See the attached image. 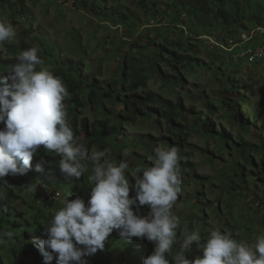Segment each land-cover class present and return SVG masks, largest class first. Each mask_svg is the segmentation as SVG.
<instances>
[{
    "label": "trees",
    "instance_id": "1",
    "mask_svg": "<svg viewBox=\"0 0 264 264\" xmlns=\"http://www.w3.org/2000/svg\"><path fill=\"white\" fill-rule=\"evenodd\" d=\"M61 1L63 4L71 1L73 9L89 13L97 9L94 14L98 24L114 34L109 44L114 47L115 54L111 51L106 57L112 56L121 61L116 66L115 77L104 82L88 77L82 72V62L63 55L48 37L41 40L38 46L26 40L25 36L29 34L27 30L20 32L15 42L4 43L3 52L10 58L0 61V71L14 64L22 51L37 47L45 66L62 78L69 91L64 101L68 120L74 135L89 153L105 150L108 153L110 150L113 154L107 157L112 159L111 156H115L118 161L121 149L131 143L125 133L126 127H134L139 120H147L159 128L160 119H163L169 136H142L138 142L146 151H152L160 142L168 147H176L180 155L181 175L186 171V175L189 173L191 177L195 170L187 163L189 153L184 152L185 146L190 148L186 141L193 135V130L203 135L205 143L200 150L211 163L222 157L216 156L210 149L211 140H220L222 142L217 143L223 145L224 149L228 148L231 157L223 160L229 165L225 164L227 171L231 168V162L236 165L246 157L258 169L253 160L259 155L260 174L264 173L263 112L258 107L251 113L245 111L249 108V96L243 92L244 85L236 76L239 67L241 73H246L248 68L255 70L251 66L254 63L258 67L264 65L263 60L249 63L245 54L251 50L248 48L250 43H255L253 49L264 43V0H135L134 6L121 0ZM0 12L10 13L12 18L16 17V13L26 18L31 15L26 0H0ZM256 29L262 33L247 41L243 39V35ZM107 39L108 35L104 36L103 42ZM202 51L207 53V60L201 56ZM208 71L213 73L215 82L220 85L214 91L219 107L204 96L205 87L196 81L191 85L194 91L191 88L186 90L187 99L204 101L206 112L203 113L195 111L193 104H184L180 89H185L187 85L186 75L198 80ZM151 79L159 81V89L165 90L168 96L148 88ZM219 109L223 110L224 114H220V117L229 123L228 127L211 120ZM87 112L94 115L90 121ZM153 117L155 120L150 121ZM247 134L251 137L245 140ZM243 146L246 148L242 149ZM41 157L47 162L45 171L50 166L54 178L35 170ZM128 159L129 156H125L124 160L128 162ZM59 160L55 153L41 147L32 160V169L26 175H8L4 178L10 184L0 187V234L11 231L13 237L11 240L6 238V243L0 245V264H44L42 255L33 244L34 240L46 238L44 225L51 221L64 198L80 196L87 203L93 163L85 162L87 172L79 181H68L56 165ZM128 163L133 170L152 166L145 155ZM224 163L220 165V170H225ZM59 185L69 189H61ZM134 195V189L130 190V196ZM18 202L21 208L17 206ZM149 212V206L144 205L139 207L137 214L148 215ZM177 216L180 220L184 218L191 222L187 227L189 233L194 231L193 212L185 214L180 211ZM180 224L178 234L184 232L183 221ZM200 234L203 244L209 232L201 231ZM154 247V242L145 238L134 237L128 241L114 230L105 249L85 259L88 264H143V259L151 254ZM199 255H202V250L193 242L186 256L194 259ZM51 264H56L55 259Z\"/></svg>",
    "mask_w": 264,
    "mask_h": 264
},
{
    "label": "clouds",
    "instance_id": "2",
    "mask_svg": "<svg viewBox=\"0 0 264 264\" xmlns=\"http://www.w3.org/2000/svg\"><path fill=\"white\" fill-rule=\"evenodd\" d=\"M16 35L12 23L0 16V61L7 59L4 43ZM38 52L37 47H30L0 71V187L8 184L4 179L8 175H26L41 147L60 157L56 165L68 181H79L87 172L85 162L94 165L87 203L80 196L64 198L44 225L46 238L33 241L44 264L54 259L56 264H88L85 257L103 251L114 230L128 241L135 237L154 242L143 264H264V234L254 244L238 241L232 232L220 228H213L203 244L198 231L178 234L180 218L173 207L182 191V179L176 147H157L151 167L131 171L126 160L116 164L107 159L106 150L89 153L69 123L64 103L69 96L67 87ZM46 163L41 157L35 170L54 178L50 166L45 171ZM132 189L134 196H130ZM144 205L149 206V214H137ZM12 237L11 231L0 234V245ZM193 242L202 255L189 259L186 253Z\"/></svg>",
    "mask_w": 264,
    "mask_h": 264
},
{
    "label": "rangeland",
    "instance_id": "3",
    "mask_svg": "<svg viewBox=\"0 0 264 264\" xmlns=\"http://www.w3.org/2000/svg\"><path fill=\"white\" fill-rule=\"evenodd\" d=\"M121 2L134 6L133 3L136 1L121 0ZM26 3L28 11L31 13L27 18L19 16L18 13H16V17L12 18L10 13L0 12V16L6 17L16 30L17 35L14 40H12L13 42L18 39L19 33L23 30L29 31L25 39L30 40L37 46L40 44L41 40L48 37L50 40L54 41V46L57 50L61 49L60 51H62L63 55L69 56L76 61H81L82 72L88 77L101 82L115 77L116 66H119L121 61L112 56L106 57V54H109L111 51L115 54V51H113L114 47L109 44L114 34L107 31L104 25L98 24L97 17L94 14V11L97 9L89 13L88 11L78 10L76 8L73 9L71 1L63 4L61 0H26ZM154 26L156 25L152 27ZM106 35H108V39L104 43L103 39ZM254 47L255 43H250L248 45L249 49H253ZM12 53H14V51H12ZM3 54L6 56L4 52ZM201 56L206 58V60L208 59V55L205 51L201 52ZM255 64L256 63L251 65L255 70H250V68H248L246 73H241L239 67V72L236 76L244 85L243 92L249 96V108L244 110L247 113H251L254 108L258 107L263 112L262 118H264V65L258 67L255 66ZM213 76L211 71L201 75L198 80H194L189 74L186 75L187 85H185V89H180L184 104H193L195 111L206 112V107L203 106L204 101L202 99L192 101L186 97V90L191 88V90L194 91L191 85L196 81L198 85L205 87L204 96L210 101L213 100L215 105L219 107L214 91L219 89L220 85L215 82ZM148 88L158 91L164 96H168L165 90L159 89V81L154 82V80L151 79L148 82ZM220 114H224L223 110L217 111L212 115L211 120L216 124L221 123L225 127H228L229 123L227 124L225 119L220 117ZM86 116H88L89 121L94 117L93 113L90 112H87ZM154 120L155 118L153 117L150 121ZM160 124L158 128L147 120H139L136 126L126 127L125 133L131 140V143L128 144L129 146L121 149V157L118 161H116L115 156L114 158L111 156L112 159H110V157L106 158L118 164L122 159L124 160L125 156H129L130 160L128 159V162H132L140 155H145L146 161L152 164L151 157L154 156V151L157 147H171L160 142L152 151H146L138 142V138L142 136H152L155 138L169 136L163 119H160ZM251 131H253V129H251ZM244 133H247V131ZM191 134L193 135L186 141L187 144H190V148L185 146L184 152L189 153V156L186 157L187 163L195 169L193 171L197 174L199 179L194 173L189 177V173L187 176V172H183L181 175L182 191L178 195L177 202L173 207L174 214L177 215L180 211L185 214L193 212L195 214V221H193L194 231L210 233L213 228H220L222 231L227 229L234 234V237L238 241H247L254 244L257 236L264 234V173L262 172L263 174H260L261 171L259 167L261 156H255V154L251 152V155L255 156L253 164L257 163L258 169L253 166L250 163V159L246 157L242 158V160L239 161L240 163L237 162L236 165L231 162V168L227 171L226 165L228 164L224 163L223 160L225 158L226 160L231 159V157L228 153V148L224 149L223 145L217 143L222 141L211 140L210 149L215 152L216 156H222L220 159H216L211 163L208 161V158L202 154V150H200V147H204L205 143L203 135L194 130ZM248 135L249 134H247L245 140L250 139L251 136ZM244 148L246 147L243 146L242 149ZM233 150L234 154L235 149ZM110 153L113 154L108 150V154ZM222 163H224V165L226 164L225 170H220V165ZM243 165H245V168H242ZM217 168H219L220 171L218 170L216 173ZM129 170H133L131 166ZM84 174H86V172ZM84 174L82 175L84 176ZM230 177L232 179H229ZM241 177L243 178L241 179ZM129 179L131 183L135 182L134 178L131 180L130 174ZM186 181H189V183H186ZM8 184H10V182ZM58 187L61 189H69L64 188L62 185ZM47 192H49V190H47ZM24 194L25 192H23V195ZM185 198H187V200H185ZM18 203L17 206L21 208L20 202ZM180 221H183L184 232H188L189 228L187 227L191 222L187 219L184 220V218ZM6 262L7 261H5V263Z\"/></svg>",
    "mask_w": 264,
    "mask_h": 264
},
{
    "label": "built area",
    "instance_id": "4",
    "mask_svg": "<svg viewBox=\"0 0 264 264\" xmlns=\"http://www.w3.org/2000/svg\"><path fill=\"white\" fill-rule=\"evenodd\" d=\"M258 33H262V31L256 29L249 32L247 35H243L244 40H250L252 37L256 36ZM248 55L247 61L249 63L255 60H263L264 61V43L255 49L249 50L247 53Z\"/></svg>",
    "mask_w": 264,
    "mask_h": 264
}]
</instances>
